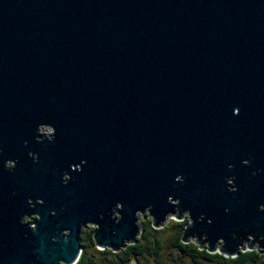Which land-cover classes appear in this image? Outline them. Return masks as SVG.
Masks as SVG:
<instances>
[{
    "label": "water",
    "instance_id": "obj_1",
    "mask_svg": "<svg viewBox=\"0 0 264 264\" xmlns=\"http://www.w3.org/2000/svg\"><path fill=\"white\" fill-rule=\"evenodd\" d=\"M175 208L183 243L264 253V0H0V264H75L87 223L118 251Z\"/></svg>",
    "mask_w": 264,
    "mask_h": 264
},
{
    "label": "flooded vegetation",
    "instance_id": "obj_2",
    "mask_svg": "<svg viewBox=\"0 0 264 264\" xmlns=\"http://www.w3.org/2000/svg\"><path fill=\"white\" fill-rule=\"evenodd\" d=\"M41 138H44V136L41 135ZM78 169L79 167H77ZM67 179L68 177L65 176V182ZM227 188L230 192L236 191L234 179L227 180ZM30 207L34 208L35 205L30 203ZM118 210L119 206L111 210L109 216L113 220H119ZM178 215L179 211L175 208L163 225L155 227L149 210L139 214L137 216L139 232L135 242H125V247L118 251H113L108 247L99 248L94 238L99 227L96 223H87L81 226L79 237L81 249L77 262L80 258H84L86 264H238L233 261L231 263L225 262L224 260H234L243 252L255 251L254 257L245 260L244 264H264V253H261L257 243L252 250L241 251L235 257H225L218 252L208 253L206 251L208 244L205 243L203 249H201L197 245L196 238H190L187 243H183V231L192 222L188 213H183L180 218H177ZM102 218L103 216L100 215L99 219ZM38 219L36 215L25 216L23 223L34 228ZM67 235L68 232L63 231V236ZM251 240L249 238L247 242H244L245 247ZM219 245L220 242L217 246Z\"/></svg>",
    "mask_w": 264,
    "mask_h": 264
},
{
    "label": "trees",
    "instance_id": "obj_3",
    "mask_svg": "<svg viewBox=\"0 0 264 264\" xmlns=\"http://www.w3.org/2000/svg\"><path fill=\"white\" fill-rule=\"evenodd\" d=\"M255 254H256L255 251H246L241 253L240 256L236 257L234 260H224V261L229 263L233 261L234 263L244 264L246 262L245 260L254 257ZM76 264H86L85 259L80 258V260Z\"/></svg>",
    "mask_w": 264,
    "mask_h": 264
},
{
    "label": "rangeland",
    "instance_id": "obj_4",
    "mask_svg": "<svg viewBox=\"0 0 264 264\" xmlns=\"http://www.w3.org/2000/svg\"><path fill=\"white\" fill-rule=\"evenodd\" d=\"M40 135L48 137L51 134V131L47 128H43L39 131Z\"/></svg>",
    "mask_w": 264,
    "mask_h": 264
}]
</instances>
